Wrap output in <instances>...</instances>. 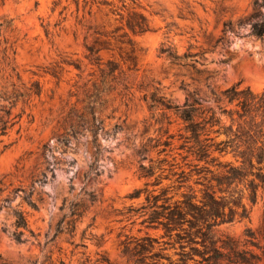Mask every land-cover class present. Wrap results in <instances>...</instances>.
<instances>
[{"label": "rangeland", "instance_id": "374dc122", "mask_svg": "<svg viewBox=\"0 0 264 264\" xmlns=\"http://www.w3.org/2000/svg\"><path fill=\"white\" fill-rule=\"evenodd\" d=\"M256 1L264 2L139 0L153 30L135 37L141 49L138 66L122 65V72L107 76L89 64L84 45L87 27L118 25L106 10L90 17L83 9L77 12L72 0H0V119L15 122L0 136V180L11 182L10 189L22 185L28 191L40 173L48 178L35 186L39 209L23 206L34 232L26 234L28 241L18 243L2 231L6 212L1 213L2 264H135L122 244L147 234L160 238L163 232L147 229L143 218L129 213L144 198L128 196L144 186L141 163L177 155L171 148L168 156L159 155L163 145L151 147L174 135L177 148L184 127L174 112L164 116L151 110L150 96L156 92L182 107L195 95L216 108L215 97L233 86L264 91V36L252 33V23L260 19L251 18ZM103 56L122 60L118 49ZM36 83L40 94L34 92ZM93 125L102 146L101 176L84 181L94 150ZM92 193L94 203L88 197ZM66 199L67 205L81 199L89 205L73 232L67 226L69 208L63 210ZM249 228L264 245V197L249 220L222 225L216 235L243 244ZM163 247L174 255L173 248Z\"/></svg>", "mask_w": 264, "mask_h": 264}, {"label": "trees", "instance_id": "16d2710c", "mask_svg": "<svg viewBox=\"0 0 264 264\" xmlns=\"http://www.w3.org/2000/svg\"><path fill=\"white\" fill-rule=\"evenodd\" d=\"M72 1L77 12L83 9L92 17L106 10V16L118 24L113 28V24L110 25V30L105 24L87 27L84 45L89 64L107 76L122 72V65L128 70L135 69L141 52L135 37L153 30L139 0ZM255 4L257 11L251 18L260 19L252 23V33L263 37L264 2L256 1ZM116 49L120 51L122 60H105L103 54H111ZM162 52L170 53V50L163 49ZM188 57L184 54V58ZM75 67L82 69L81 65ZM33 87L36 94L41 93L38 83ZM215 102L216 108L207 107L192 95L181 107L173 106L156 92L150 96L151 110H162L164 116L167 112H174L184 127L178 135L181 143L177 148H173L174 135H170L163 144L151 147L163 145L159 155L168 156L167 148H171L170 152L176 150L177 155L171 154L172 160L150 159L149 165L141 163L139 178L145 181L144 186L128 196L130 200L144 198L141 206L137 209L131 207L129 213L143 218L141 224L147 229L163 232L160 238L147 234L134 242L122 244L124 253L129 254L135 264H264V245L252 229L246 230L243 244L233 238L216 235V229L222 225L249 220L253 207L264 197V91L256 92L249 86H233L224 91L222 97L216 96ZM10 114V110L6 111L7 116ZM11 125L10 121L0 119V136H5ZM92 128L94 150L88 169L82 176L84 181L101 176L99 129L95 125ZM142 151L149 152L150 146H143ZM47 179L46 172L40 173L28 191L22 185L10 189L11 182L6 178L0 180V215L6 212V222L2 223L1 229L18 243L28 241L27 233L34 236L28 212L23 206L36 211L39 209L34 198L35 186L44 185ZM88 197L89 201L95 202L93 193ZM18 198L21 200L14 206ZM67 201L63 210L69 208L71 220L67 226L73 232L76 222L89 205L83 199L70 201L69 205ZM68 215L60 221V226ZM163 245L173 248L177 258L166 254L167 248Z\"/></svg>", "mask_w": 264, "mask_h": 264}]
</instances>
